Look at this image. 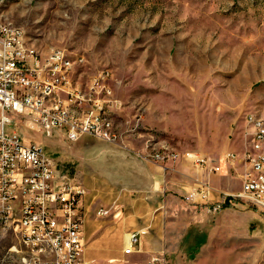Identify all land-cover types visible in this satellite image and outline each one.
Instances as JSON below:
<instances>
[{
  "label": "rangeland",
  "instance_id": "1",
  "mask_svg": "<svg viewBox=\"0 0 264 264\" xmlns=\"http://www.w3.org/2000/svg\"><path fill=\"white\" fill-rule=\"evenodd\" d=\"M0 16L40 50L83 56V75L111 70L122 104L121 144H168L221 159L251 149L246 114L264 118V0H0ZM15 129L81 181L64 158L74 149L62 132L47 136L22 123ZM238 162L231 168L226 161L223 174L242 184ZM197 180L185 192L168 191L178 203H163L150 228L160 244L150 250L125 253L132 230L118 239L117 229L102 222L113 213H96L99 200L84 219L87 264H264V210L237 200L213 213L186 196ZM105 229L111 238L101 243ZM18 240L19 230L0 220V264H26Z\"/></svg>",
  "mask_w": 264,
  "mask_h": 264
},
{
  "label": "built area",
  "instance_id": "2",
  "mask_svg": "<svg viewBox=\"0 0 264 264\" xmlns=\"http://www.w3.org/2000/svg\"><path fill=\"white\" fill-rule=\"evenodd\" d=\"M25 41H29L25 30L0 16V220L12 230L26 232V240H18L26 246L22 254L26 264H87L86 186L43 146L25 144L15 126L22 123L47 136L62 132L69 142L88 134L121 144L117 115L122 104L110 69L86 76L83 56L73 57L62 48L34 54L25 49ZM246 121L253 127L251 149L242 157L228 151L223 159L231 168L237 161L245 166L241 189L228 193L199 181L186 195L189 201L206 205L213 213L237 200L264 210V118L248 112ZM146 147L145 156L163 167L186 159L205 172H222L220 159L199 151L168 144ZM215 193L222 198L216 199ZM96 213L107 216L110 208L101 206ZM129 240L125 253L140 249L139 232L130 233Z\"/></svg>",
  "mask_w": 264,
  "mask_h": 264
},
{
  "label": "crops",
  "instance_id": "3",
  "mask_svg": "<svg viewBox=\"0 0 264 264\" xmlns=\"http://www.w3.org/2000/svg\"><path fill=\"white\" fill-rule=\"evenodd\" d=\"M146 146L137 147L132 140H126L124 144L111 143L85 134L73 142L74 154H64V158L77 167L81 182L87 188L84 199L86 216L89 217L93 206L102 200L103 207L110 208V213H113L102 221L103 225L116 228L118 239L122 238L123 242L125 233L130 230L139 232L141 250H150L160 244V234L150 231V228L159 220L164 202L178 203L176 198L168 196L170 189L185 192L200 179L197 181H209L220 191L236 193L230 191L241 184L238 178L233 180L227 173L223 174V168L227 166L221 158L212 157L220 159L221 173L200 171L186 159L169 162L163 167L145 156L148 152ZM239 170V175H242L245 166L241 165ZM101 185L105 186L104 189L97 188ZM214 196L216 199L222 197L218 193ZM87 222L93 233L94 220L89 219ZM110 236V232L105 229L101 234V243L109 241ZM99 252L105 254L106 249Z\"/></svg>",
  "mask_w": 264,
  "mask_h": 264
},
{
  "label": "bare ground",
  "instance_id": "4",
  "mask_svg": "<svg viewBox=\"0 0 264 264\" xmlns=\"http://www.w3.org/2000/svg\"><path fill=\"white\" fill-rule=\"evenodd\" d=\"M25 49H27L28 51H32V53H34V54H41V50L38 49L35 45L30 44L28 41H25ZM18 230H19V234H20L21 239L26 240V232H23L21 229H18ZM129 237H130V233L128 236V245L130 244ZM23 243H24V241H23ZM25 248H26V246H25Z\"/></svg>",
  "mask_w": 264,
  "mask_h": 264
},
{
  "label": "trees",
  "instance_id": "5",
  "mask_svg": "<svg viewBox=\"0 0 264 264\" xmlns=\"http://www.w3.org/2000/svg\"><path fill=\"white\" fill-rule=\"evenodd\" d=\"M232 205V203H227L226 205H225V207H230Z\"/></svg>",
  "mask_w": 264,
  "mask_h": 264
}]
</instances>
